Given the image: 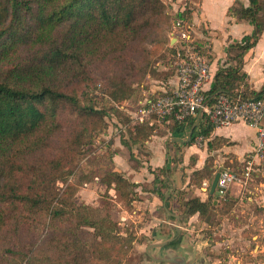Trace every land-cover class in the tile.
I'll return each instance as SVG.
<instances>
[{"label": "trees", "instance_id": "obj_1", "mask_svg": "<svg viewBox=\"0 0 264 264\" xmlns=\"http://www.w3.org/2000/svg\"><path fill=\"white\" fill-rule=\"evenodd\" d=\"M247 1V7L236 2L228 12L238 20L250 22L254 30L240 43L228 46L224 66L216 71L206 92L209 103L220 94L264 98V85L258 91L251 89L242 70L244 53L254 47L264 28V22L257 19L264 15V0ZM162 13L160 0H0V233L7 225L18 231L23 225L37 227L48 221L51 226L68 223L69 230L63 235L67 241L73 238L74 242L79 234L94 242L112 238L115 223L73 203L74 189L70 184L62 193L56 185L67 182L71 154L82 144L88 128L103 124L105 111L84 103L87 93L82 86L88 81L89 69L105 66L112 73L106 78L104 93L113 103L128 98L132 92L129 71L135 70L132 78L148 73L144 60H130L135 52L133 45L139 37L137 43H142L156 34ZM190 13L185 7L177 17L191 21ZM196 45L199 53L207 55L204 40L196 39ZM170 51L172 56L173 48ZM126 61L139 64L134 63L128 71ZM151 72L156 76L155 71ZM63 113L76 117V127L65 139L61 154L43 158L40 153L51 146L52 139L62 130ZM162 121L172 124L170 133L174 138L180 139L185 129L192 130L185 147L200 135L207 139V152L228 145L221 137L210 139L214 128L203 118L196 125L193 119L178 123L173 117H165ZM152 130L148 126H132L128 139L131 144H141ZM243 167L227 169L240 174ZM161 170L166 176L167 167ZM220 170L211 164L194 172L186 186L200 188L207 182L208 197L200 200L179 193L176 202H182V215L207 221L216 208L210 196L219 204L223 200V207L230 202L209 194L212 177ZM102 172L101 181L107 187L125 184L115 171ZM158 197L162 200L164 195ZM114 236L120 237L119 233ZM151 245L148 246L153 251L162 249ZM167 245L173 247L175 243ZM5 254L14 264H32L34 259L33 249L20 254L6 248ZM147 255L152 262L161 259Z\"/></svg>", "mask_w": 264, "mask_h": 264}, {"label": "rangeland", "instance_id": "obj_2", "mask_svg": "<svg viewBox=\"0 0 264 264\" xmlns=\"http://www.w3.org/2000/svg\"><path fill=\"white\" fill-rule=\"evenodd\" d=\"M160 1L163 16L156 34L142 43H137L139 37L130 59L144 60L148 64V73L132 78L136 73L129 68L137 62L127 64L126 61L132 82L128 98L113 103L104 93L106 78L112 73L105 66L89 69L88 81L82 86L87 93L84 103L105 111L103 124L88 128L82 144L71 154L67 182L56 185L62 193L70 184L74 189L73 203L86 206L95 216L108 217L115 223L112 238L94 242L79 234L74 242L73 238L67 241L63 238L69 230L67 222L52 226L48 221L37 227L23 225L18 231L7 225L0 233V264L15 262L6 256V248L20 254L33 249L32 264H164L152 262L147 254L164 258L170 252L184 257L188 264H264V173H252L245 185H238L239 195L226 196L225 201L230 202L225 207L223 200L219 204L210 196L209 200L216 206L211 211L212 218L210 214L207 220L211 223L197 219V216L185 217L181 214L182 202H176L180 195L196 196L200 200L208 197V192L201 191L204 182L200 188L186 186L197 169L211 164L213 169L215 166L241 169L243 164L233 158L220 164L222 157L220 159L219 153L207 152L205 140H193L188 147L172 144L169 140L172 124H165L154 115L143 124L131 120L130 112L157 94L159 86H168L174 77L170 48L174 45L171 33L175 9L190 6L196 11L200 0ZM259 21H264V15ZM192 22L197 35H201L200 24L193 19ZM151 71H155L156 76ZM163 73L168 76L163 78ZM61 123L62 130L52 139L51 146L40 153L43 158L61 154L60 149L75 129L77 119L63 113ZM135 125L153 128L141 144H131L128 139L129 131ZM163 167H167L166 176L161 170ZM109 169L123 177L125 184L118 188L104 185L102 171ZM158 194H163L164 198L159 199ZM118 233L121 238L114 236ZM171 238H174L171 242L175 246L166 244L161 250L149 249L148 245Z\"/></svg>", "mask_w": 264, "mask_h": 264}, {"label": "built area", "instance_id": "obj_3", "mask_svg": "<svg viewBox=\"0 0 264 264\" xmlns=\"http://www.w3.org/2000/svg\"><path fill=\"white\" fill-rule=\"evenodd\" d=\"M185 9H175L172 23V40L174 45L173 67L175 84L161 94L152 95L131 113L135 124H143L152 115L159 119L173 117L178 123H186L188 119L198 121L203 118L213 128L229 127L243 124L255 132V142L250 157L244 161L240 174L229 169H221L216 183V191L225 197L232 184L243 186L251 179L252 173H264V98L243 99L240 96L220 94L212 103L208 102L204 86L212 80L208 54L197 50V35L193 24L177 14ZM194 140H205L196 136ZM208 183L202 184L204 192Z\"/></svg>", "mask_w": 264, "mask_h": 264}, {"label": "crops", "instance_id": "obj_4", "mask_svg": "<svg viewBox=\"0 0 264 264\" xmlns=\"http://www.w3.org/2000/svg\"><path fill=\"white\" fill-rule=\"evenodd\" d=\"M236 2H240V4L244 5V7L248 6L247 0H200L197 3L198 8L196 11L189 6V10L191 12L190 22H194H192V19L196 20V22L202 27V34L197 35L196 33L197 38L204 40L205 46L208 49L207 54L209 55L208 58L210 61L212 80L204 86L206 91L210 90L216 71L220 67L224 66L228 55V46L230 44L240 43L244 36L251 35L254 30V27L250 22L238 20L234 15H231L228 12L229 8L234 6ZM178 8L184 9V7L180 6L176 9ZM262 16L263 15H259L257 19L259 20V17ZM242 70L248 76V84L251 89L258 91L261 86L264 85V28L254 47L244 53L242 58ZM174 84L175 78L173 77L169 81L168 86L158 87L160 90L159 92L162 93ZM197 123L195 120V125ZM190 131L191 130L189 129H185L183 136H185V134L188 135ZM183 136L180 140H182ZM213 137H221L228 143V145L223 146L221 149L213 151V154L219 153L218 155L220 159L222 157L220 164H223V160L228 158H233L234 160L244 163V161H246L252 154L255 142V132L250 127L243 124H235L229 127L214 128L211 132L210 139ZM173 139L178 138L171 136V139L169 140L182 144ZM205 142H207V139H205ZM224 154L230 156L224 157ZM144 163L145 162H142L141 164ZM141 170H144V168H141ZM237 188L238 184H233L230 187V190L228 189L231 191V194L227 191L226 196L233 198L235 196L237 197L239 195V190ZM201 191L206 193L203 190Z\"/></svg>", "mask_w": 264, "mask_h": 264}, {"label": "water", "instance_id": "obj_5", "mask_svg": "<svg viewBox=\"0 0 264 264\" xmlns=\"http://www.w3.org/2000/svg\"><path fill=\"white\" fill-rule=\"evenodd\" d=\"M198 117L196 118V123L198 122V119H199ZM191 136H192V130L188 133V135H187V137H186V139L184 141H182L180 139H173V140H175L176 142L182 143V144H186V143L189 142ZM218 177H219V173H215L214 176H213V179H212V181L210 183V188H209V194L210 195L219 196V192L216 191V189H215ZM175 217L177 219V216H175ZM172 240H174V238L173 239H169L167 241H164L162 243L152 244L151 246L159 248V247H162V246L168 244ZM154 260L157 261V262H160V263H164V264H188L186 262V260L184 259V257H180V256H177V255H174L171 252L168 253L164 258L154 259Z\"/></svg>", "mask_w": 264, "mask_h": 264}]
</instances>
